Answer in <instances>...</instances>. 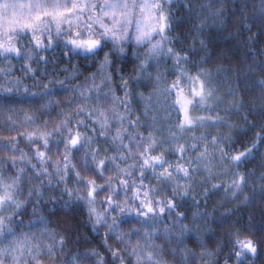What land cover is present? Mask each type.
<instances>
[{
	"label": "snow or ice",
	"instance_id": "snow-or-ice-1",
	"mask_svg": "<svg viewBox=\"0 0 264 264\" xmlns=\"http://www.w3.org/2000/svg\"><path fill=\"white\" fill-rule=\"evenodd\" d=\"M175 3L0 0V264H220L221 245L209 248L205 236L212 224L230 223L231 210L216 220L199 208L197 195L223 190L248 203L258 194L264 204V170L257 175L248 167L259 160L264 169V153L257 156L264 147V61L242 77L259 102L249 108L229 87L225 103L217 76L226 69L214 74L206 66L203 39L209 29L227 28L230 3L243 14L242 28L251 30L252 19L264 32V0H188L184 7L198 23L187 47L178 30L188 18L174 15ZM57 49L67 60L62 76L47 71ZM129 53L135 64L125 74ZM14 61L23 75L15 74ZM81 62L94 70L86 73ZM141 80L151 89L135 93L152 121L147 134L131 107ZM249 132L251 139L234 148ZM58 185L67 199L51 194ZM189 199L196 206L191 224L180 210ZM76 204L86 207L94 231L106 229L107 259L95 247L73 251L70 225L52 227L53 216ZM256 233L251 224L229 231L223 264H253L264 254ZM190 238L199 251L185 243Z\"/></svg>",
	"mask_w": 264,
	"mask_h": 264
},
{
	"label": "trees",
	"instance_id": "trees-1",
	"mask_svg": "<svg viewBox=\"0 0 264 264\" xmlns=\"http://www.w3.org/2000/svg\"><path fill=\"white\" fill-rule=\"evenodd\" d=\"M186 2H188V0H176V3L172 7L175 16L188 18L182 28L178 30L181 39L184 41L185 47L192 43V37L195 36L194 27L198 23L194 16L189 14L184 7V4ZM194 2L196 4H204L208 3L209 0H194ZM240 2L242 4L243 0H240ZM250 14L251 13L249 11V16ZM242 15L243 14L239 11H236L234 13L232 10V4L230 3L228 11L226 12L227 28L224 30L209 29L204 33L203 39H205V41L207 42L208 54L211 56V59L206 66L212 69L214 74L215 69L218 66L222 65L226 69V71L219 73V75L217 76V82L220 89L219 94L224 97L225 103H227V101L231 99V96L228 95V89L229 87H231L233 89H236L243 95L245 103L248 104L250 108L253 102L258 103L259 101L254 99V97L256 96L255 92L246 90L242 77L247 71L248 65L264 61V54H262L264 53V32L258 31L260 25L252 19H249L247 21V23L252 25L251 30L242 28L241 24L243 23V21L240 19ZM249 36H252L254 38L252 40H249ZM196 46L199 47L198 44ZM48 55L52 56L53 54L49 52ZM200 55H203V53H201ZM253 55L256 56V61L252 60ZM55 59V63H49L47 65V71L52 75L59 74L62 76L60 70L63 65L67 63V60H61V53L59 49H57L55 53ZM194 59H199V56L194 57ZM14 63H16L15 74L23 75V73L19 71V63L15 61ZM73 63H76V61H73ZM134 64L135 59L129 53L128 59L122 63V69L125 74H131L133 72ZM167 64L170 66L171 61H167ZM41 67L44 66L41 65ZM80 67L81 69L86 70V73L87 71L94 70L93 67L85 64L84 62L80 63ZM163 68L164 64L162 63L161 70H163ZM150 71H155V68L150 69ZM254 75L259 76L261 74L257 72ZM116 79L118 81L119 77L117 76ZM25 83L31 84L32 82L30 80H26ZM150 90L151 89L147 80H141L138 85L133 84L134 95L131 107L134 110L135 114H139L141 116V120L144 123V127L141 128V131H143L145 134H147L148 131L147 125L151 124L152 121L150 118L143 115V105L138 102L135 93L138 91H144L145 93H147ZM32 91H36V89H32ZM119 94L122 95V93ZM23 106L28 107V104L24 103ZM245 110L247 111L248 109ZM52 114L55 115V110H53ZM233 119H237V117L234 116ZM249 120L256 121L257 117L250 115ZM3 134L15 135V133H7L6 131ZM164 134L166 135L167 132L165 131ZM252 135L253 133L249 132L246 136L238 137L240 142L235 144L233 147L241 148L243 141L251 139ZM19 146L25 148V150H28L27 145H25L23 142H21ZM261 153H264V147L260 149V152L257 153V156L259 157ZM74 162L77 161L74 160ZM258 164L259 160H257L253 164L248 165L249 168H252L254 166L256 167L257 175L260 171L264 170L260 169L258 167ZM53 183H55L54 180ZM201 190L202 189L198 187L197 193H199ZM245 192L249 196L252 195L251 189L249 188H246ZM51 194L55 195L56 197L67 199V196L63 195V185L56 186ZM196 198L197 200H199V208L201 210L212 213L213 218L216 220L221 218L226 209L231 210V214L227 216V221H229L230 223H226L223 228L217 227L215 223L212 224L211 227L213 230L207 233V235L205 236V241L209 248L214 249L216 248L217 244L221 245L222 251L217 256L220 264H223L224 259L227 258V253L231 250V241L227 233L229 231H234L235 227H241L242 225L251 224L253 228L257 229L256 235H254L252 238L254 240H257L258 242L264 241V235L259 232V228L264 225V204L261 203L258 194L256 195L255 200L248 203H242L243 196H240V198L235 201L226 198L223 190L210 191L207 197H201L200 195H197ZM42 206H44L43 202ZM47 207H51V205H47ZM195 207L196 206L192 204L191 199H189L184 203L183 207L180 208V210L185 211L186 215H188L189 217L186 223L191 224V210H194ZM27 211L30 213L31 207H29ZM52 219L54 221L52 227H59L61 230H63L68 225L71 226L70 248L73 251L85 247H95L98 251L104 254L106 259L108 258L107 250L104 248L102 243V234L104 231H106V229L99 228L95 231L92 229L91 224L88 222L87 209L83 204L73 205L71 206L67 214L61 212L58 215L53 216ZM245 234L251 233L247 229H245ZM185 243L189 247H192L196 249V251H199L194 238L188 239L187 241H185ZM261 247H264V242L261 243ZM168 258L171 259V257ZM190 264H192L191 261ZM195 264H201V262L197 260ZM253 264H264V254L258 257L253 262Z\"/></svg>",
	"mask_w": 264,
	"mask_h": 264
}]
</instances>
